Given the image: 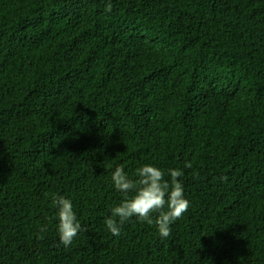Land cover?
<instances>
[{
	"label": "trees",
	"instance_id": "trees-1",
	"mask_svg": "<svg viewBox=\"0 0 264 264\" xmlns=\"http://www.w3.org/2000/svg\"><path fill=\"white\" fill-rule=\"evenodd\" d=\"M143 164L189 208L113 236ZM0 264H264V0H0Z\"/></svg>",
	"mask_w": 264,
	"mask_h": 264
},
{
	"label": "clouds",
	"instance_id": "clouds-1",
	"mask_svg": "<svg viewBox=\"0 0 264 264\" xmlns=\"http://www.w3.org/2000/svg\"><path fill=\"white\" fill-rule=\"evenodd\" d=\"M111 8L109 2L106 11H111ZM184 166L191 167V162L186 161ZM167 175L169 179H165V172L153 164L137 167L131 177L123 167L115 168L111 175L112 184L117 191L123 193L124 198L111 207L110 215L104 220L106 228L113 236H119L121 226L132 217L148 225H155L161 238L171 235V225L188 210L189 201L184 196L183 185L179 179L183 172L169 168ZM222 179L226 180L227 177ZM52 205L57 209L56 228L59 241L67 248L82 230L81 223L70 199L53 195ZM46 230V227H41L37 238L43 239Z\"/></svg>",
	"mask_w": 264,
	"mask_h": 264
}]
</instances>
